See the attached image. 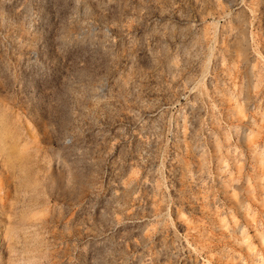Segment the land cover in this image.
Segmentation results:
<instances>
[{
  "label": "rangeland",
  "instance_id": "374dc122",
  "mask_svg": "<svg viewBox=\"0 0 264 264\" xmlns=\"http://www.w3.org/2000/svg\"><path fill=\"white\" fill-rule=\"evenodd\" d=\"M0 264H264V0H0Z\"/></svg>",
  "mask_w": 264,
  "mask_h": 264
}]
</instances>
